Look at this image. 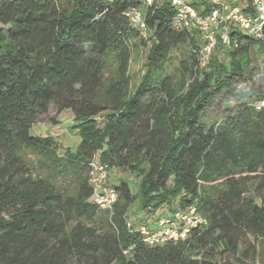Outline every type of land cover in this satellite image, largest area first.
Returning a JSON list of instances; mask_svg holds the SVG:
<instances>
[{
  "label": "trees",
  "instance_id": "trees-1",
  "mask_svg": "<svg viewBox=\"0 0 264 264\" xmlns=\"http://www.w3.org/2000/svg\"><path fill=\"white\" fill-rule=\"evenodd\" d=\"M141 4L0 0V264H255L263 256L264 107L255 102L264 94L206 120L220 94L252 80L262 42L221 22L228 41L204 66L200 30L176 28L170 0L146 7V36L127 16ZM192 4L201 14L211 8ZM139 47L147 54L134 86ZM52 105L73 112L77 147L31 132ZM94 161L137 179L135 192L127 179L110 183L119 192L112 212L94 199ZM63 179L77 182L75 194ZM190 206L204 221L185 237L145 240L141 224Z\"/></svg>",
  "mask_w": 264,
  "mask_h": 264
},
{
  "label": "built area",
  "instance_id": "built-area-1",
  "mask_svg": "<svg viewBox=\"0 0 264 264\" xmlns=\"http://www.w3.org/2000/svg\"><path fill=\"white\" fill-rule=\"evenodd\" d=\"M154 0H141V5L127 12L131 23L146 36L148 25L146 22V7ZM175 9L173 24L178 29L192 30L198 28L202 34L200 59L205 66L217 48L220 40L228 41L226 32L218 36V27L221 22H230L241 30L264 44V0H209L211 8L201 14L192 4V0H170ZM246 8H249L247 10ZM257 108L264 107V99L255 102ZM110 169L107 165L97 161L92 162L90 183L96 203L102 210L112 212L119 198V192L110 184ZM204 219L194 206L185 210L175 211L172 215L160 210L156 216L154 226L141 224L140 230L149 243L163 242L167 239L185 237L190 229ZM152 222L149 220V223ZM130 225V224H129Z\"/></svg>",
  "mask_w": 264,
  "mask_h": 264
},
{
  "label": "rangeland",
  "instance_id": "rangeland-1",
  "mask_svg": "<svg viewBox=\"0 0 264 264\" xmlns=\"http://www.w3.org/2000/svg\"><path fill=\"white\" fill-rule=\"evenodd\" d=\"M146 54V47H139L133 51L130 74L134 86L139 83L143 74V64L146 61ZM251 59L252 80L246 84L242 82L237 83L234 92L220 94L216 99V107L208 111V115L206 116L207 121L212 122L220 119L226 112L228 105L233 106L237 101L246 100V95L251 94L256 97L264 94V45L262 43H258L256 48H254ZM54 117L58 118L57 121L53 120ZM74 123V114L71 110H64L58 115L56 107L52 105L48 113L43 114L37 123L32 126L31 132L36 135L51 134L63 147L75 148L80 141V136L77 130L73 128ZM26 155L32 163L36 164V154L28 150ZM110 172V183H117L120 178H124L131 183L134 192L137 190L135 183L137 179L133 174L118 169H112ZM60 181V185L68 194H75L77 192V182L75 180L63 179ZM167 213L170 214V212ZM136 217L131 214L130 221H134ZM155 218V216L150 218L152 222L149 225L154 226ZM255 264H264V254L258 258Z\"/></svg>",
  "mask_w": 264,
  "mask_h": 264
}]
</instances>
